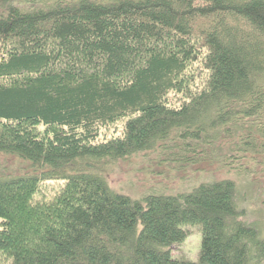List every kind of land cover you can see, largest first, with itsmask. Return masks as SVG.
<instances>
[{"label": "trees", "instance_id": "1", "mask_svg": "<svg viewBox=\"0 0 264 264\" xmlns=\"http://www.w3.org/2000/svg\"><path fill=\"white\" fill-rule=\"evenodd\" d=\"M0 155V264H264V0H0ZM132 157L216 177L131 199Z\"/></svg>", "mask_w": 264, "mask_h": 264}, {"label": "rangeland", "instance_id": "2", "mask_svg": "<svg viewBox=\"0 0 264 264\" xmlns=\"http://www.w3.org/2000/svg\"><path fill=\"white\" fill-rule=\"evenodd\" d=\"M148 159L132 157L111 166L108 174L105 175L109 187L114 191L122 192L131 199L141 200L152 190H155L157 194L171 195L189 191L197 184L216 177L215 173L198 175L190 169L180 173L173 172L174 174H171L169 178L153 176L149 172L151 169L156 172L157 167ZM30 170L28 161H19L12 156L0 155V174L5 172L9 176H22ZM222 177V173L217 174V179ZM247 191L246 204L250 213L248 219L259 220L264 227V175L260 181L250 182ZM189 231V236L182 243L170 247L173 259H185L192 262L197 260L201 247V231L197 226L190 227Z\"/></svg>", "mask_w": 264, "mask_h": 264}]
</instances>
